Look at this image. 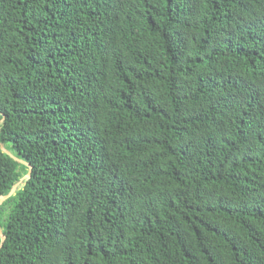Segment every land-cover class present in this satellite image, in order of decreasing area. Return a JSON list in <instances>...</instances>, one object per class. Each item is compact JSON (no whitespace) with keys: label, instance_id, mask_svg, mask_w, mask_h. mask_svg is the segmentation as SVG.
Instances as JSON below:
<instances>
[{"label":"trees","instance_id":"16d2710c","mask_svg":"<svg viewBox=\"0 0 264 264\" xmlns=\"http://www.w3.org/2000/svg\"><path fill=\"white\" fill-rule=\"evenodd\" d=\"M16 184L0 264H264V0H0Z\"/></svg>","mask_w":264,"mask_h":264},{"label":"water","instance_id":"95a60500","mask_svg":"<svg viewBox=\"0 0 264 264\" xmlns=\"http://www.w3.org/2000/svg\"><path fill=\"white\" fill-rule=\"evenodd\" d=\"M1 150L5 153V154H7V155H9L10 157H12L15 161H17V162H19V163H22V164H24V165H26V166H28V164L27 163H25V162H23L22 160H19L18 158H16V157H14L8 150H6L4 147H2L1 146ZM29 167V166H28ZM30 168V167H29ZM29 175H30V172L28 173V175H27V177H29ZM19 184H16L13 188H12V190L9 192V194L8 195H6V196H1L0 197V206L8 199V198H10L14 193H15V191H16V189H17V186H18ZM0 237H1V245H0V247L2 246V244H3V242H4V240H5V236L2 234V231H1V229H0Z\"/></svg>","mask_w":264,"mask_h":264}]
</instances>
